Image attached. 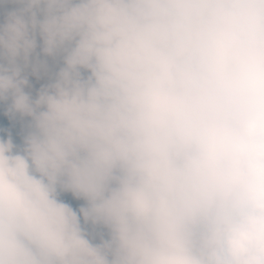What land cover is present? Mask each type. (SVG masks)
Segmentation results:
<instances>
[{
	"label": "clouds",
	"instance_id": "9594fccd",
	"mask_svg": "<svg viewBox=\"0 0 264 264\" xmlns=\"http://www.w3.org/2000/svg\"><path fill=\"white\" fill-rule=\"evenodd\" d=\"M0 264H264V0H0Z\"/></svg>",
	"mask_w": 264,
	"mask_h": 264
}]
</instances>
